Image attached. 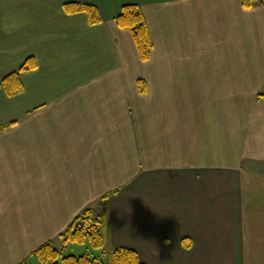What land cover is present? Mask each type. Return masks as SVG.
I'll use <instances>...</instances> for the list:
<instances>
[{
  "label": "crops",
  "instance_id": "0c3cea01",
  "mask_svg": "<svg viewBox=\"0 0 264 264\" xmlns=\"http://www.w3.org/2000/svg\"><path fill=\"white\" fill-rule=\"evenodd\" d=\"M129 3L146 61L115 23ZM30 56L21 92L0 86V264H42L84 207L143 264H264V3L0 0V81Z\"/></svg>",
  "mask_w": 264,
  "mask_h": 264
},
{
  "label": "trees",
  "instance_id": "16d2710c",
  "mask_svg": "<svg viewBox=\"0 0 264 264\" xmlns=\"http://www.w3.org/2000/svg\"><path fill=\"white\" fill-rule=\"evenodd\" d=\"M264 3V0H241V5L245 8H253L257 4ZM63 10L67 14L82 12L86 15L89 24L101 22L98 9L83 1L66 2ZM115 23L124 29L129 30L135 44L139 58L142 61L149 59L153 49V41L149 32L145 16L138 4L129 3L122 5L119 14L115 17ZM36 67L34 57L26 58L18 70L7 74L1 81L0 86L8 95H15L23 89L21 72L31 70ZM139 92L145 93L147 86L141 79L137 80ZM259 98L264 94L259 93ZM112 191L103 196L107 198L115 193ZM104 218L101 214H95L91 207H84L79 211L57 235V246L52 240L44 241L35 247L29 256L37 258L42 264H143L137 253L128 247H110L106 249L104 260L100 256H89L87 254L74 255L62 254V248L68 242L82 243L88 240L94 248L104 246ZM16 264H29L27 258H23Z\"/></svg>",
  "mask_w": 264,
  "mask_h": 264
},
{
  "label": "rangeland",
  "instance_id": "374dc122",
  "mask_svg": "<svg viewBox=\"0 0 264 264\" xmlns=\"http://www.w3.org/2000/svg\"><path fill=\"white\" fill-rule=\"evenodd\" d=\"M53 243L57 246V239L53 241ZM94 248L88 240H85L82 243H75V242H68L63 248H62V254L68 255V254H74V255H81V254H87L89 256H100L104 260L106 249L104 248ZM103 250L105 252H103ZM30 261H38V263H41L37 258L32 257ZM33 264V262H32Z\"/></svg>",
  "mask_w": 264,
  "mask_h": 264
}]
</instances>
